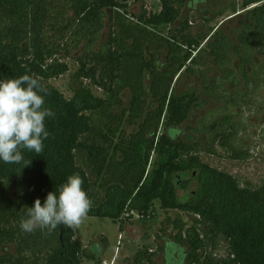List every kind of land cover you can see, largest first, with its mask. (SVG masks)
I'll list each match as a JSON object with an SVG mask.
<instances>
[{
    "label": "trees",
    "instance_id": "trees-1",
    "mask_svg": "<svg viewBox=\"0 0 264 264\" xmlns=\"http://www.w3.org/2000/svg\"><path fill=\"white\" fill-rule=\"evenodd\" d=\"M135 1H159L162 8L127 23L122 0H0V81L25 74L37 78L47 89L41 93L44 106L55 113L45 119L49 137L42 153L22 149L21 164L0 161V264H83L84 257L102 263L101 244L85 249L72 228L58 225L51 233L20 228L28 207L37 198L43 205L73 174L80 175L92 201L87 216L118 223L121 232L136 215L154 219L157 203L162 210L192 215L191 228L180 225L175 241L158 247L165 264H171L168 252L172 264H264V184L242 187L231 174L204 163L201 144L182 130L200 98L178 93V82L198 74L214 92L218 81L209 83L198 67L204 68L199 56L206 41L210 55L221 61V48L210 41L218 30L193 36L186 19L169 36L160 35L157 29L177 25L187 0ZM261 2L248 0L245 10ZM245 16L246 75L254 54L264 56V4ZM107 24L108 41L94 51ZM75 50L82 51L78 87L67 99L51 81L70 71L65 60ZM164 50L161 63L155 55ZM93 87L107 97L95 96ZM126 90L127 108L122 107ZM119 107L123 111L117 112ZM194 180L196 192L180 197L179 190ZM219 242L227 245L225 257L215 254ZM137 257L155 264L153 253Z\"/></svg>",
    "mask_w": 264,
    "mask_h": 264
},
{
    "label": "rangeland",
    "instance_id": "rangeland-1",
    "mask_svg": "<svg viewBox=\"0 0 264 264\" xmlns=\"http://www.w3.org/2000/svg\"><path fill=\"white\" fill-rule=\"evenodd\" d=\"M247 1L187 0L182 6V17L177 25L163 26L157 31L167 37L186 19L189 21V31L193 36H212L218 30V34L210 41L221 48V61L210 55L206 41L199 56L204 68L198 67L204 69L209 83L215 84L218 81L214 92L206 88L198 74H189L178 82V93L195 92L200 98V106L193 110L182 130L201 144L199 155L204 163L231 174L242 187L256 188L264 184V56L259 52L254 54L253 64L248 67L249 72L246 76L243 62L248 59V52L243 51L241 44L244 33L242 23L245 21L247 10L261 6L264 2L251 4L245 10ZM122 2L128 5L127 23H131V19L134 23L137 22L144 12L158 14L162 8L159 1L122 0ZM106 17L108 18L107 15ZM107 25L94 51H98L108 41L109 24ZM81 54L80 50L73 51L72 57L65 60L70 71L51 81L67 99L73 97L78 87L75 74L79 70L77 59ZM165 56L164 50L159 58L155 55V59L165 63ZM84 85L90 87L86 81ZM92 90L95 96L107 97L104 91L96 87ZM130 98V90L123 92L122 107L129 106ZM122 107L116 108V111H123ZM163 131L164 128L161 127L160 133ZM222 134L227 137L223 143ZM196 190L197 182L194 180L186 191L179 190V196H190ZM9 196L16 198L17 193L11 192ZM156 208L154 219H140L136 215L125 223L124 232L120 231L118 223H113L109 219L86 216L82 224L74 229L76 237L85 249H89L95 243L104 244L102 264H106V261L107 264H149L141 263L137 257L139 252L153 253L155 264H165V256L158 252V247L163 245L165 240L175 241V235L179 231L177 227L180 225L185 230L191 228L193 216L180 210H162L159 203L156 204ZM115 251L116 254L113 255ZM9 252L15 253V247L9 246ZM227 252L226 243L219 242L215 250L217 257H225ZM167 254L172 264L173 253ZM83 264L97 263L84 257Z\"/></svg>",
    "mask_w": 264,
    "mask_h": 264
},
{
    "label": "clouds",
    "instance_id": "clouds-1",
    "mask_svg": "<svg viewBox=\"0 0 264 264\" xmlns=\"http://www.w3.org/2000/svg\"><path fill=\"white\" fill-rule=\"evenodd\" d=\"M47 89L28 74L19 78L0 81V161L6 164H21L24 161L22 149L43 152V140L49 137L45 119L55 113L45 107ZM30 161L25 162L27 166ZM92 207V201L83 189L79 174L67 177L57 192H49L43 205L36 199L28 207L27 218L22 219L20 228L27 233L37 228L50 233L58 225L78 228Z\"/></svg>",
    "mask_w": 264,
    "mask_h": 264
},
{
    "label": "crops",
    "instance_id": "crops-1",
    "mask_svg": "<svg viewBox=\"0 0 264 264\" xmlns=\"http://www.w3.org/2000/svg\"><path fill=\"white\" fill-rule=\"evenodd\" d=\"M101 246H102V256H101V257H102V263H103V258H104V251H105V249H104V244H103V243L101 244ZM117 252H118V251H117ZM114 254H116V251H115V253L113 252V255H114ZM118 256H119V255H118ZM102 263H101V264H102ZM106 264H107V261H106Z\"/></svg>",
    "mask_w": 264,
    "mask_h": 264
}]
</instances>
